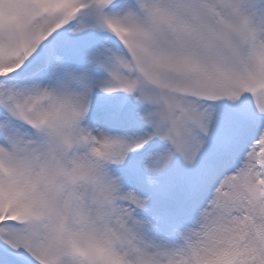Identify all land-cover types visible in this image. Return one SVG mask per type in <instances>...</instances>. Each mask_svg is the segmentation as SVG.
Instances as JSON below:
<instances>
[{
    "label": "snow or ice",
    "instance_id": "obj_1",
    "mask_svg": "<svg viewBox=\"0 0 264 264\" xmlns=\"http://www.w3.org/2000/svg\"><path fill=\"white\" fill-rule=\"evenodd\" d=\"M0 264H264V0H0Z\"/></svg>",
    "mask_w": 264,
    "mask_h": 264
}]
</instances>
